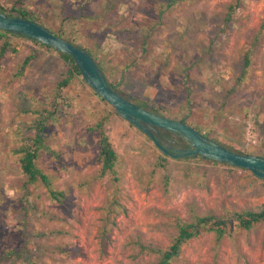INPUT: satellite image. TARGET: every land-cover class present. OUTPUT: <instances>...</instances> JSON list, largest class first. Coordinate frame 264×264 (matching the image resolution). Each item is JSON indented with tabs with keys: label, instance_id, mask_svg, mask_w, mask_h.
Masks as SVG:
<instances>
[{
	"label": "rangeland",
	"instance_id": "1",
	"mask_svg": "<svg viewBox=\"0 0 264 264\" xmlns=\"http://www.w3.org/2000/svg\"><path fill=\"white\" fill-rule=\"evenodd\" d=\"M15 5L89 51L135 103L264 156V0H0L7 12ZM5 38L0 264H155L158 256L139 244L167 249L179 221L206 215L227 218L226 233L217 238L210 222L199 224L169 264H264V221L246 230L230 220L264 205L263 178L164 154L81 75H69L60 52L11 32L0 48ZM39 118L45 131L35 164L63 193L60 201L28 181L15 151L33 138ZM99 122L117 154L115 174L100 171L99 133L90 130Z\"/></svg>",
	"mask_w": 264,
	"mask_h": 264
},
{
	"label": "water",
	"instance_id": "2",
	"mask_svg": "<svg viewBox=\"0 0 264 264\" xmlns=\"http://www.w3.org/2000/svg\"><path fill=\"white\" fill-rule=\"evenodd\" d=\"M0 29L26 35L58 52L69 54L91 89L108 102L122 118L144 132L164 154L175 158L186 156L209 158L247 169L255 176L264 179V156L236 152L207 138L181 120L168 118L154 112L147 105L141 106L135 103L130 95H124L109 84L97 62L87 50L53 34L42 24L20 16H9L0 10ZM161 129L178 134L188 147L173 148L178 152L172 153L167 149L169 146L162 145L155 135V132L157 133Z\"/></svg>",
	"mask_w": 264,
	"mask_h": 264
},
{
	"label": "trees",
	"instance_id": "3",
	"mask_svg": "<svg viewBox=\"0 0 264 264\" xmlns=\"http://www.w3.org/2000/svg\"><path fill=\"white\" fill-rule=\"evenodd\" d=\"M19 3V1L17 2ZM234 6H229V11L233 10ZM0 10L6 13L9 16H20L23 18H30L29 13H27L23 8L20 6H12L11 10L9 12L5 11L0 7ZM230 19L229 15L227 16V20ZM32 20V19H31ZM53 34L63 37L60 33H57L51 29H49ZM9 33L5 30L0 29V38L3 36V34ZM16 34V33H13ZM20 35V34H19ZM27 38H29L26 35H23ZM70 41L69 38L63 37ZM34 42H37L33 38H29ZM72 42V41H71ZM40 43V42H39ZM43 46H47L45 44L40 43ZM9 42L5 38L3 45L0 48V57L6 52L7 47L9 46ZM79 46V45H78ZM81 47V46H79ZM14 48H12L13 50ZM89 52V51H88ZM90 53V52H89ZM91 54V53H90ZM60 56L66 61V63L69 65L68 73L71 75L72 73H76L78 75H81L73 58L69 54H64L60 52ZM32 55H28L23 60L22 68H24L28 62L32 59ZM99 66V65H98ZM100 68V67H99ZM70 76L63 78L59 85L64 86L68 83V79ZM109 84L116 89V87L109 82ZM117 90V89H116ZM141 106H144V103H138ZM45 119L39 118L33 122V128L35 129L33 138L28 141L27 143H22L18 148L15 149L16 153H20V166L22 169V172L26 175L29 182L33 183L36 181H40L44 186L48 188L49 195L52 199L60 201L63 198V193L57 190H54L51 187V183L49 180V177L46 173H44L40 168H38L35 164V160L38 155V151L43 145L44 141V131H45ZM91 131H98L99 138H98V156L99 160L101 161V168L100 171L102 174H104L106 171H110L111 173H116V162H117V154L114 148L112 147V144L108 138V135L103 128L102 122H99L96 124L94 128L90 129ZM241 152V151H236ZM243 153V152H241ZM186 157H192V156H186ZM205 161L215 163V160L205 158ZM228 164V163H226ZM230 165V164H228ZM159 166H162V164H159ZM168 182L167 175H165V184ZM233 217V218H232ZM231 221L233 222L235 227L238 228H244L246 230H249L253 227L254 223L264 221V205H261L257 210L253 209H245L241 212H237L235 214V217L232 216ZM211 223L212 226H209L208 229L213 230L216 234L217 238L222 237L226 231H227V224L228 220L226 219H220L219 217L213 216V215H206V216H197L196 220H192L189 222L186 221H179L177 223V234L174 238L173 243L171 246L167 249H161L156 246L152 245H144L139 244L140 251H147L152 252L158 256L157 262L155 264H169L170 261L179 255L180 253V244L187 240L197 233H199V224H207ZM14 251H9L8 256L13 254Z\"/></svg>",
	"mask_w": 264,
	"mask_h": 264
},
{
	"label": "flooded vegetation",
	"instance_id": "4",
	"mask_svg": "<svg viewBox=\"0 0 264 264\" xmlns=\"http://www.w3.org/2000/svg\"><path fill=\"white\" fill-rule=\"evenodd\" d=\"M156 137L159 139L162 145H168L167 149L172 153H177L178 150H174L173 148H186L188 147L187 143L176 133H172L170 131L159 130L157 133L155 132Z\"/></svg>",
	"mask_w": 264,
	"mask_h": 264
},
{
	"label": "crops",
	"instance_id": "5",
	"mask_svg": "<svg viewBox=\"0 0 264 264\" xmlns=\"http://www.w3.org/2000/svg\"><path fill=\"white\" fill-rule=\"evenodd\" d=\"M263 71H264V43H263Z\"/></svg>",
	"mask_w": 264,
	"mask_h": 264
},
{
	"label": "clouds",
	"instance_id": "6",
	"mask_svg": "<svg viewBox=\"0 0 264 264\" xmlns=\"http://www.w3.org/2000/svg\"><path fill=\"white\" fill-rule=\"evenodd\" d=\"M10 195H11V193H10Z\"/></svg>",
	"mask_w": 264,
	"mask_h": 264
}]
</instances>
